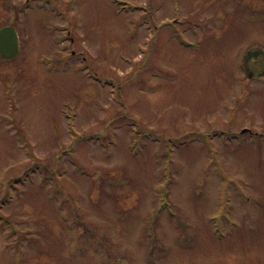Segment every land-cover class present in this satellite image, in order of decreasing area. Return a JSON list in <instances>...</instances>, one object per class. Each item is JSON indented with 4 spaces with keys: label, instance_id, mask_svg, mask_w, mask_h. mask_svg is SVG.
I'll return each mask as SVG.
<instances>
[{
    "label": "rangeland",
    "instance_id": "obj_1",
    "mask_svg": "<svg viewBox=\"0 0 264 264\" xmlns=\"http://www.w3.org/2000/svg\"><path fill=\"white\" fill-rule=\"evenodd\" d=\"M70 4L91 59L40 5L0 59V264H264V0Z\"/></svg>",
    "mask_w": 264,
    "mask_h": 264
},
{
    "label": "water",
    "instance_id": "obj_2",
    "mask_svg": "<svg viewBox=\"0 0 264 264\" xmlns=\"http://www.w3.org/2000/svg\"><path fill=\"white\" fill-rule=\"evenodd\" d=\"M18 52V38L16 32L12 28H5L0 31V54L5 57H13ZM257 62L251 66L252 59ZM249 78L255 76H264V50L262 48H254L248 51L245 62Z\"/></svg>",
    "mask_w": 264,
    "mask_h": 264
}]
</instances>
